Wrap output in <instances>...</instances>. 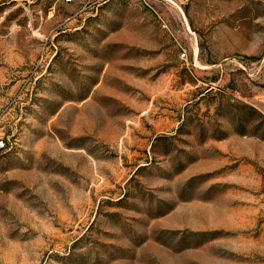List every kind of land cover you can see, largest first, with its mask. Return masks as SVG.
<instances>
[{"label":"rangeland","instance_id":"obj_1","mask_svg":"<svg viewBox=\"0 0 264 264\" xmlns=\"http://www.w3.org/2000/svg\"><path fill=\"white\" fill-rule=\"evenodd\" d=\"M0 140V264H203L163 216L262 226L264 0H0Z\"/></svg>","mask_w":264,"mask_h":264},{"label":"crops","instance_id":"obj_2","mask_svg":"<svg viewBox=\"0 0 264 264\" xmlns=\"http://www.w3.org/2000/svg\"><path fill=\"white\" fill-rule=\"evenodd\" d=\"M260 219L258 207L243 204L233 197L212 202L193 199L165 214L162 223L167 229L213 231L218 232L220 238H225L213 249L209 246L184 249L179 253L180 260L191 255L189 259L203 264H237L235 262L251 260L252 255L259 254L261 245L264 247V243H260V238L264 240V219L261 228Z\"/></svg>","mask_w":264,"mask_h":264},{"label":"built area","instance_id":"obj_3","mask_svg":"<svg viewBox=\"0 0 264 264\" xmlns=\"http://www.w3.org/2000/svg\"><path fill=\"white\" fill-rule=\"evenodd\" d=\"M5 146V142L3 140H0V147H4Z\"/></svg>","mask_w":264,"mask_h":264}]
</instances>
